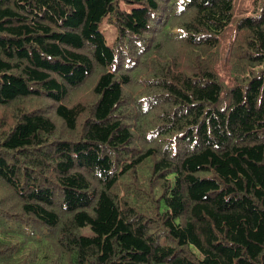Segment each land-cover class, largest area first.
<instances>
[{
  "label": "trees",
  "instance_id": "16d2710c",
  "mask_svg": "<svg viewBox=\"0 0 264 264\" xmlns=\"http://www.w3.org/2000/svg\"><path fill=\"white\" fill-rule=\"evenodd\" d=\"M237 4L0 0V264H264V0Z\"/></svg>",
  "mask_w": 264,
  "mask_h": 264
},
{
  "label": "rangeland",
  "instance_id": "374dc122",
  "mask_svg": "<svg viewBox=\"0 0 264 264\" xmlns=\"http://www.w3.org/2000/svg\"><path fill=\"white\" fill-rule=\"evenodd\" d=\"M249 0H237V9L243 11V9L248 5ZM103 31V36L106 42H110L114 35V26L107 21H103L100 25ZM80 230L83 232H88L87 226L82 227Z\"/></svg>",
  "mask_w": 264,
  "mask_h": 264
}]
</instances>
